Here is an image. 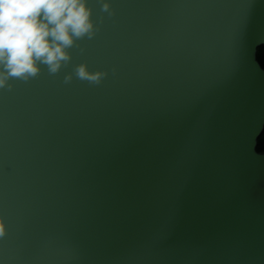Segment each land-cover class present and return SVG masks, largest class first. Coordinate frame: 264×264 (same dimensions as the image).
I'll list each match as a JSON object with an SVG mask.
<instances>
[{
    "label": "water",
    "instance_id": "1",
    "mask_svg": "<svg viewBox=\"0 0 264 264\" xmlns=\"http://www.w3.org/2000/svg\"><path fill=\"white\" fill-rule=\"evenodd\" d=\"M86 7L0 85V264H264V0Z\"/></svg>",
    "mask_w": 264,
    "mask_h": 264
},
{
    "label": "clouds",
    "instance_id": "2",
    "mask_svg": "<svg viewBox=\"0 0 264 264\" xmlns=\"http://www.w3.org/2000/svg\"><path fill=\"white\" fill-rule=\"evenodd\" d=\"M92 27L86 0H0V85L9 76L34 75L37 62L55 71L73 38ZM79 74L89 75L83 67Z\"/></svg>",
    "mask_w": 264,
    "mask_h": 264
},
{
    "label": "trees",
    "instance_id": "3",
    "mask_svg": "<svg viewBox=\"0 0 264 264\" xmlns=\"http://www.w3.org/2000/svg\"><path fill=\"white\" fill-rule=\"evenodd\" d=\"M257 60L264 69V46L258 48ZM257 151L264 152V129L257 141Z\"/></svg>",
    "mask_w": 264,
    "mask_h": 264
}]
</instances>
